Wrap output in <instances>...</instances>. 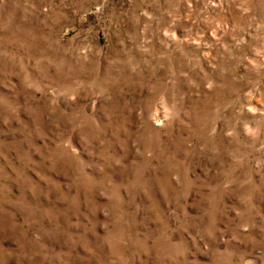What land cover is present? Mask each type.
Returning a JSON list of instances; mask_svg holds the SVG:
<instances>
[{
    "label": "rangeland",
    "instance_id": "1",
    "mask_svg": "<svg viewBox=\"0 0 264 264\" xmlns=\"http://www.w3.org/2000/svg\"><path fill=\"white\" fill-rule=\"evenodd\" d=\"M0 264H264V0H0Z\"/></svg>",
    "mask_w": 264,
    "mask_h": 264
}]
</instances>
